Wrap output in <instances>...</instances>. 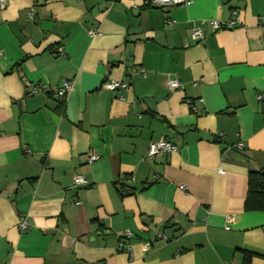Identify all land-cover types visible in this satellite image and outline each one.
Instances as JSON below:
<instances>
[{
    "label": "crops",
    "instance_id": "crops-1",
    "mask_svg": "<svg viewBox=\"0 0 264 264\" xmlns=\"http://www.w3.org/2000/svg\"><path fill=\"white\" fill-rule=\"evenodd\" d=\"M232 11L233 29L201 24ZM64 80L62 100L28 91ZM261 93L264 0H7L0 264H264V212L244 211L248 173L264 168ZM159 139L177 150L147 159Z\"/></svg>",
    "mask_w": 264,
    "mask_h": 264
},
{
    "label": "built area",
    "instance_id": "built-area-1",
    "mask_svg": "<svg viewBox=\"0 0 264 264\" xmlns=\"http://www.w3.org/2000/svg\"><path fill=\"white\" fill-rule=\"evenodd\" d=\"M7 0H0V9H4L5 3ZM143 6L145 7H151V8H164V7H188L192 4L193 0H141ZM33 16V13L30 11L27 15L29 19H31ZM239 14L236 11H232L230 17L227 20H215V19H210V20H202L201 24L208 23L209 26L211 27L212 31H219L222 29H233L236 25L239 24ZM165 23L167 25L171 24V21L166 20ZM89 35H94L96 34V31L91 30L88 32ZM204 33L200 26L196 25L192 28L191 31V39L193 41H199L203 38ZM166 85L169 90L173 91L176 90L179 87V83L176 80L173 79H168L166 81ZM101 87L104 90L107 91H116L119 89H125L127 87V83L124 81H115V80H109L103 82ZM42 91L45 93H52L54 94L58 99L62 100L67 93L71 90V83L69 81H62L60 86L50 89L46 86H33L29 87L28 91L29 92H36V91ZM257 101L261 103L264 101V93H261L257 95L256 97ZM237 149H242L243 145L241 143H237L235 145ZM177 150V147L174 146L173 144L169 143L168 141L164 139H159L154 142H150L147 148V159H152L158 155H162L165 153H171L175 152ZM86 160L88 163L94 162L98 159L96 155L93 154H88L86 156ZM72 184L74 187H85L88 186V181L83 178L82 176L75 175L72 179ZM227 221H230V218H227ZM27 224L24 218H20L18 221V229L20 231H25L27 229ZM131 235L130 233H125L124 237L129 238ZM160 237H163L160 235ZM233 264V263H230Z\"/></svg>",
    "mask_w": 264,
    "mask_h": 264
},
{
    "label": "trees",
    "instance_id": "trees-1",
    "mask_svg": "<svg viewBox=\"0 0 264 264\" xmlns=\"http://www.w3.org/2000/svg\"><path fill=\"white\" fill-rule=\"evenodd\" d=\"M244 211L264 212V168L248 173Z\"/></svg>",
    "mask_w": 264,
    "mask_h": 264
}]
</instances>
